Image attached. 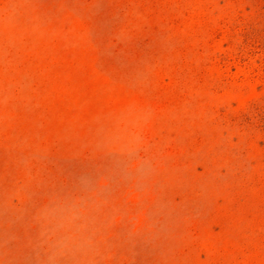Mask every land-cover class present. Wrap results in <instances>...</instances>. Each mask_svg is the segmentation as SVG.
Returning <instances> with one entry per match:
<instances>
[{
  "label": "rangeland",
  "instance_id": "rangeland-1",
  "mask_svg": "<svg viewBox=\"0 0 264 264\" xmlns=\"http://www.w3.org/2000/svg\"><path fill=\"white\" fill-rule=\"evenodd\" d=\"M0 264H264V0H0Z\"/></svg>",
  "mask_w": 264,
  "mask_h": 264
}]
</instances>
